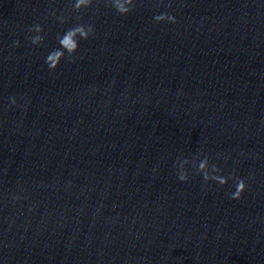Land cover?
<instances>
[{"label": "clouds", "instance_id": "obj_1", "mask_svg": "<svg viewBox=\"0 0 264 264\" xmlns=\"http://www.w3.org/2000/svg\"><path fill=\"white\" fill-rule=\"evenodd\" d=\"M95 0H72V9L76 13L92 7ZM105 4L114 9L120 15H127L134 10L137 5V0H104ZM55 15V13H53ZM57 20L60 23L65 22L63 15L58 16ZM154 20L159 22L176 23V19L169 13H161L154 16ZM30 32L35 33L31 36L30 42L34 46H41L43 44L44 36L43 27L40 24H35L29 28ZM94 26L91 24H76L64 31L62 35L57 36V43L59 47L52 49L45 58V63L49 71H55L59 66L61 60L67 59L69 62H74L76 53L79 49V41L87 40L94 34ZM16 46H19V41H14ZM12 105H16L15 97L10 98ZM192 164L196 173L203 177L205 183L214 181L220 185L228 183L229 179H235V191L231 193L232 199H241L243 193L246 191L248 185L244 179L235 178L233 176L225 177L220 175L221 169L216 164H210L208 156L202 159L189 161L188 159H179L175 167L177 168V178L182 182L189 180L187 165Z\"/></svg>", "mask_w": 264, "mask_h": 264}]
</instances>
